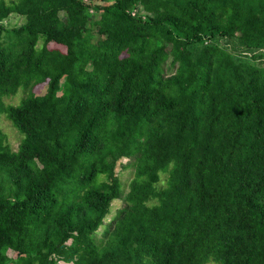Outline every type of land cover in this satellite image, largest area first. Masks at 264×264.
<instances>
[{
    "label": "trees",
    "instance_id": "trees-1",
    "mask_svg": "<svg viewBox=\"0 0 264 264\" xmlns=\"http://www.w3.org/2000/svg\"><path fill=\"white\" fill-rule=\"evenodd\" d=\"M90 7L0 0V117L23 135L0 137V264H264L263 54L216 42L264 48V0Z\"/></svg>",
    "mask_w": 264,
    "mask_h": 264
},
{
    "label": "rangeland",
    "instance_id": "rangeland-1",
    "mask_svg": "<svg viewBox=\"0 0 264 264\" xmlns=\"http://www.w3.org/2000/svg\"><path fill=\"white\" fill-rule=\"evenodd\" d=\"M85 3L90 5V11L92 14V18L95 19L98 17L97 10L93 7V5H107L113 3L115 0H83ZM137 12V9L134 11ZM27 21V18L25 15L17 12H13L10 15H8L1 24L3 25L2 35L4 40H6V43L11 42L13 37V30L19 28L23 24H25ZM97 27L95 25H91V31L96 34ZM236 39H227V38H218L216 42L226 48L227 50L231 51L237 56H240L244 59H248L253 61L254 55L258 52H261L263 54L262 57L258 58L257 63L261 66H264V48L255 49V50H245L241 46H239V42ZM42 39L40 41V44H42ZM45 92V87L43 88L41 93ZM28 95L27 89H24L23 87H19L16 93L10 94L8 96H5L3 98V102L5 105L8 104H19L22 99H24ZM0 137L4 138L5 145L8 146V148L12 151H16L19 147V144L23 138V135L21 132L13 125V123L8 119L6 114L2 113L0 117ZM116 173L120 179L121 187H122V194L123 196L128 192L129 190V182L134 174V165L130 163L129 158L123 157L118 161L117 167H116ZM168 180V172H163L160 175V180L158 181V188L164 187L166 185V182ZM123 197L119 199H115L112 202V208L111 213L107 217V222L110 221L114 214L116 213V210L123 205ZM158 203V200L156 198H150L147 201L148 205H153ZM104 227L101 226L99 232H102ZM97 233L96 236V242L101 243V238L104 234ZM104 237V236H103ZM16 253L10 252V256L14 257ZM59 264H72V262H64L59 261ZM205 264H220V262L210 260L206 262Z\"/></svg>",
    "mask_w": 264,
    "mask_h": 264
}]
</instances>
